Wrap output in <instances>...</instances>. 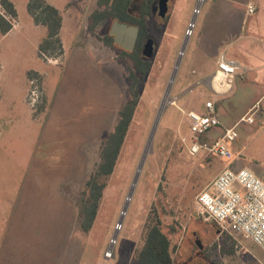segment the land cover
Listing matches in <instances>:
<instances>
[{"label": "rangeland", "instance_id": "rangeland-1", "mask_svg": "<svg viewBox=\"0 0 264 264\" xmlns=\"http://www.w3.org/2000/svg\"><path fill=\"white\" fill-rule=\"evenodd\" d=\"M47 1L62 14V55H39L43 34L32 32L28 0H14L19 26L9 36H0V198H19L14 213L5 202L0 205V264H140L147 231L155 225L170 241L172 264H264V251L253 241L232 227L223 231L195 209L199 195L232 167V160L204 152L192 156L182 142L190 136H184L186 124L180 127L183 114L177 98L193 87L192 54L208 5L197 14V0H173L165 19L157 14L147 18V36L156 41V51L143 60L150 68L141 73L134 57L113 45L109 30L114 20L95 19L103 0ZM141 3L132 0L133 14ZM227 55L243 68L259 66L262 71L241 70L226 107L222 96L214 94L221 101L217 108L223 124H231L256 94L241 79L264 74V55L257 60L233 47ZM33 71H43L46 77L30 75ZM134 89L139 104L113 172L96 177L102 191L89 225L92 213L80 214L81 201L84 193L92 201L88 182L101 161L102 144L122 107L134 98ZM201 89L188 91L179 104L186 97L194 100ZM32 90L40 96L35 106ZM25 98L33 119L45 122L43 129L25 114ZM252 110L254 124L237 128L239 137L231 149L233 160L251 164L249 168L264 178V99L246 114ZM48 191L62 196L69 214L60 217L47 210L39 227L32 211L19 208L20 200L48 196ZM88 205L86 199L85 208ZM60 218L68 219V226Z\"/></svg>", "mask_w": 264, "mask_h": 264}, {"label": "crops", "instance_id": "crops-1", "mask_svg": "<svg viewBox=\"0 0 264 264\" xmlns=\"http://www.w3.org/2000/svg\"><path fill=\"white\" fill-rule=\"evenodd\" d=\"M10 1L13 2V4L16 7L14 0H10ZM197 1H198L197 7H199L200 9L202 6L208 5V13L205 19L203 20L202 28H201L202 30H200L199 32L196 47L194 48V54H192L195 59L194 61L195 65L193 68V72L195 74L193 75L189 83L192 84L193 87H190L189 89L188 87L185 88V90L177 98V104H178L177 107L179 109L196 110L201 113H207L208 111L205 106L207 101L214 100L216 107L217 104L220 105L221 103V101H218L217 97L214 96V94L216 95L218 91L216 89L214 77L217 73L218 61L222 54H225L227 58L235 60L237 63H239L240 69L238 71L237 78L242 77L243 74L241 70H244V72L255 71V73L257 72L260 73V71H262V68H259V66L256 67L249 66L243 68L240 62L236 58H234L233 55L232 56L227 55V50L229 47H233L236 48L238 52L240 53L245 52V54H248L250 57H253L254 59L257 60L263 59L264 42L262 41H264V39L262 40V38L264 37V0H203L201 1L202 4L201 6H198V3L200 2L199 0ZM48 3L51 4L50 2ZM251 5L256 8L255 13L253 14H249L248 12V8ZM19 23H20L19 20H17L14 23L13 29L8 34L0 35V36L6 37L12 34L14 31H16L17 27L19 26ZM31 29L32 32L43 34V38L38 44V49H39V45L47 37L48 34L47 27L36 24L34 18L32 17ZM60 38H61V31H60ZM61 41L63 44L62 38ZM50 63L51 62H48V64ZM33 72L39 73L42 76L46 77V73H44L43 71H33ZM241 80L243 85H245V87L254 88L256 90V94L251 99H249L248 102L244 105V110L242 112H239L238 114H234L232 120L233 122L231 121L232 122L231 124L222 123L220 127L212 129L203 137V141L211 143L216 139L220 138L222 136L225 127L233 126L242 117V115L246 114V112L249 109H252L256 105V103L259 104L260 100L264 98V74L255 77L246 76ZM27 83H28V79H27ZM202 87L204 89H209L211 93L209 95L206 94L205 90L201 89ZM197 88H200L201 90L200 91L198 90L199 93L197 94L196 98H194V100H191L189 97H186V99L183 100V103L179 104V101L189 93L188 91L192 90L191 93H194L193 89L195 90ZM27 90H28V84H27ZM233 92H234V86L232 87L231 91L228 94L226 95L219 94L220 96H222L220 100H222L224 107H226V102L228 100L227 97L233 94ZM25 103H26V106L24 107L25 114L29 116L31 122L34 121L36 122V120L33 119L32 117V112L27 105L26 98H25ZM217 112H218V108H217ZM47 114H49V112ZM218 115L221 120L223 115H221V113L219 112ZM43 120H45V117ZM44 123L43 121H41V123H38V126L43 129V127L45 126ZM180 124H181L180 125L181 129L183 124L187 125L188 128L186 130L188 133L184 136L185 137L190 136L189 123L184 115H182V119H180ZM234 143L235 141L231 144V146ZM85 144L83 143L82 146H85ZM249 165L251 164H247L243 160L235 158L230 162L229 166H232L231 168L236 170L241 168H248L251 170V168H249ZM260 172H262V170L259 171V173ZM60 199H62V196L58 192H56V194L54 195H51L48 191V196L37 195L35 197L21 198L19 208H21V210H23L24 212L32 211L33 215H35L36 217L34 224H37L39 227H41L44 226L45 223V218H42V216L44 217L45 214L48 213L47 210H50L51 212L53 210L58 212L59 213L58 215L60 217H62L63 215L67 216L69 214L68 211H64ZM52 200H53V205H55V207L52 206ZM18 201L19 198L16 201L15 199L2 197L0 198V205L2 204L1 202H5L6 205H9L11 209H13V213H14L17 208ZM12 217L13 214L10 216V221ZM59 221L62 224L68 226V219L60 218ZM55 224H57V222H55Z\"/></svg>", "mask_w": 264, "mask_h": 264}, {"label": "built area", "instance_id": "built-area-1", "mask_svg": "<svg viewBox=\"0 0 264 264\" xmlns=\"http://www.w3.org/2000/svg\"><path fill=\"white\" fill-rule=\"evenodd\" d=\"M199 11L200 8L197 7L195 12L198 14ZM255 11L254 6H249V14H253ZM0 13L5 15L1 4ZM239 69L240 65L235 60L227 58L225 54L220 56L216 75L221 74L222 80L217 95H226L231 91ZM34 90H32L35 96L32 102L33 106L40 99ZM205 106L207 113L180 109L186 117L190 129V138H182V142L186 144L192 156L204 152L222 160H233L234 153L231 144L239 137L237 128L243 123L254 124V109L253 112L250 111L242 116L233 126L225 127L222 136L209 143L203 141V137L212 129L220 127L222 122L214 100L207 101ZM195 209L198 215L217 223L223 231L229 232L232 227L245 239L253 241L264 251V179L252 170L225 168L213 183L199 195Z\"/></svg>", "mask_w": 264, "mask_h": 264}, {"label": "trees", "instance_id": "trees-1", "mask_svg": "<svg viewBox=\"0 0 264 264\" xmlns=\"http://www.w3.org/2000/svg\"><path fill=\"white\" fill-rule=\"evenodd\" d=\"M102 1V0H101ZM153 0H144L141 15L143 18L138 19L128 13L130 0H103L100 2L102 10L96 13L95 19L98 21L106 20L107 18L117 19L122 22H128L129 24L138 25L141 28L138 49L131 55L134 57L136 68L141 73H146L150 68V63L145 62V58H142L141 45L147 37L146 29V15H151V4ZM0 4L5 10V15L0 13V35L8 34L17 21L18 12L10 0H0ZM28 11L34 18L36 24L47 27V37L39 45V55L43 57L47 54L51 56L62 55L63 44L60 38V31L62 27V15L60 11L53 5L49 4L46 0H29ZM10 17V18H8ZM129 54V53H123ZM30 75L38 77L37 73L31 72ZM134 79L133 76H131ZM134 98L126 103L119 112V121L114 127L113 131L108 135L101 147V161L97 167L95 174L88 182V188L92 195V201L85 197V193L82 199L83 208L80 209V214L85 215L92 213L88 218V224L94 218L97 201L101 197V185L96 181L98 175H109L113 172L116 161L120 154L122 145L127 136L129 127L134 118L136 108L139 104V94L136 89L133 91ZM42 107V106H40ZM96 195H95V193ZM86 199L89 201L88 207L85 208ZM86 224V223H85ZM84 223H81V227L86 229ZM89 224V225H90ZM217 224V223H216ZM87 226V228L89 227ZM218 225V224H217ZM219 227V226H218ZM230 240L235 243V240L230 237ZM170 241L165 234L162 233L159 225L150 227L147 231L146 242L138 255V261L140 264H172V257L170 253ZM181 249V248H180ZM182 254V250L180 251Z\"/></svg>", "mask_w": 264, "mask_h": 264}, {"label": "water", "instance_id": "water-1", "mask_svg": "<svg viewBox=\"0 0 264 264\" xmlns=\"http://www.w3.org/2000/svg\"><path fill=\"white\" fill-rule=\"evenodd\" d=\"M168 11H169L168 0H160L159 16L162 18H165L168 14ZM194 20L191 24V27L194 26ZM110 32L112 35L116 36L115 42L117 44L126 48L127 50H133L137 42V39H138L139 27L115 21L111 27ZM182 54H183V50H182L181 55ZM142 56L146 59H150L154 56V40L153 39H150L149 41L146 42L144 49L142 51ZM179 66H180V60L178 61L177 66L175 68L174 77L177 73ZM174 77L171 81L170 86H172ZM196 243L199 245V247H202L201 246L202 244L199 240H196Z\"/></svg>", "mask_w": 264, "mask_h": 264}, {"label": "flooded vegetation", "instance_id": "flooded-vegetation-1", "mask_svg": "<svg viewBox=\"0 0 264 264\" xmlns=\"http://www.w3.org/2000/svg\"><path fill=\"white\" fill-rule=\"evenodd\" d=\"M131 2H132V0H130V5H129V8H128V13L131 15V16H133V17H137L138 19H141V18H143L142 17V15H141V8H142V5H143V2H144V0H142V3H141V6H140V10H139V12L137 13V14H133L132 12H131ZM159 2H160V0H153L152 1V4H151V15H146L145 16V18H146V20H147V18L148 17H151V16H154L155 14H157L158 16H159ZM173 3H174V1L173 0H168V6H169V11H168V14H167V16L171 13V10H172V7H173ZM156 12V13H155ZM166 16V17H167ZM160 17V16H159ZM165 17V18H166ZM161 19H165V18H162V17H160ZM107 21L108 20H112L111 18H107L106 19ZM114 21H113V23L115 22V21H118V22H120V23H125V24H128V25H133V24H129L128 22H122V21H119V20H117V19H113ZM112 23V24H113ZM133 26H137V27H139L138 25H133ZM112 27V26H111ZM111 28H110V30H109V36L112 38V41H113V45L116 47V48H118V49H120L122 52L121 53H129V54H132V53H134L135 51H137V49H138V40H139V36H140V32H141V28L139 27V35H138V39H137V42H136V44H135V47H134V49L133 50H127L126 48H124V47H122V46H120L119 44H117L116 42H115V40H116V36L115 35H112L111 34ZM150 39H153V38H151L150 36H147L146 37V39H145V41L142 43V45H141V48H140V50H141V54H142V51H143V49H144V46H145V44H146V42L147 41H149ZM154 40V39H153ZM155 51H156V41L154 40V54H155ZM202 247H199L201 250L204 248V246L203 245H201Z\"/></svg>", "mask_w": 264, "mask_h": 264}, {"label": "bare ground", "instance_id": "bare-ground-1", "mask_svg": "<svg viewBox=\"0 0 264 264\" xmlns=\"http://www.w3.org/2000/svg\"><path fill=\"white\" fill-rule=\"evenodd\" d=\"M221 74L219 75H216V77H214V82H215V84H216V89L218 90V91H220V84H221Z\"/></svg>", "mask_w": 264, "mask_h": 264}]
</instances>
